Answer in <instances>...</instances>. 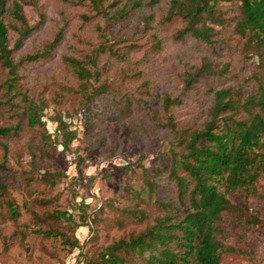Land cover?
<instances>
[{"label": "rangeland", "instance_id": "rangeland-1", "mask_svg": "<svg viewBox=\"0 0 264 264\" xmlns=\"http://www.w3.org/2000/svg\"><path fill=\"white\" fill-rule=\"evenodd\" d=\"M21 3L27 25L12 16L6 18L10 47L18 63L15 86L29 97L46 101L42 119L48 131L56 126L54 117L59 111L67 121L72 120L70 128H76L77 136L67 148H62L59 144L66 134L60 132L45 141L44 128L38 126L33 130L23 120L20 135L11 134L0 141V157L5 154L4 142L9 143L8 164L17 172L14 174L17 184L11 193L19 203L27 197L30 209L35 211L75 210L72 212L75 225L65 226L59 221L58 226L78 237L80 244L71 248L63 238L37 233L38 225L32 214L23 208L18 220H0V264H94L98 261L109 264L102 259V251L119 238L152 225L167 212L162 201L170 199L176 205L169 213L182 209L177 186L166 176L172 162L170 140L176 132L197 125L207 117L214 100L212 87L237 86L241 79L254 73L261 60L257 55L240 51L244 38L234 35L232 26L223 30L227 35L226 44L221 43L218 50L192 40H176L175 29L183 21H170L161 7H132L120 16L114 5L98 11L75 0H22ZM223 7L226 16L238 14V5L234 2L224 1ZM151 13L154 14L153 28L137 31L142 19ZM27 26L31 30L24 34ZM59 36L58 43L52 45ZM157 40L160 47L154 46ZM107 41L119 51L127 50L128 58H122L121 52L98 53L99 44ZM30 54H37L38 58L31 60ZM91 54L101 65L103 77L117 80L122 91L132 96V112L128 116L115 112L110 98L85 101L64 88L79 84L66 57L83 58ZM205 57H210L212 66L218 68L230 61L232 69H242V74L212 75L187 90L183 80L185 71L201 66ZM123 64L133 65L128 75L119 69ZM9 75L8 68L0 66L1 81ZM253 86V81L248 82L246 89L252 91ZM167 94L177 99L168 109L164 107ZM2 99H6L5 88H0ZM20 118L21 115L12 116L7 105L0 110V124L16 123ZM31 142L42 152L34 165L28 150ZM44 170L60 171L63 176L52 183L40 177ZM159 173L164 176L160 181L157 178L151 198L145 178L150 175L152 179ZM0 178L5 179L1 173ZM256 186L257 192L248 198L242 192L232 194L233 201L245 207L246 217L257 215L259 219L250 224L244 219L238 222L232 214L223 218L230 230L223 239L241 248L243 253L224 255L222 264H264V174ZM128 187L138 190L140 197L132 196ZM79 202H83L81 207ZM133 205L140 206L145 217L125 210ZM77 223L83 225L77 227ZM133 261L128 260L127 264H135Z\"/></svg>", "mask_w": 264, "mask_h": 264}, {"label": "trees", "instance_id": "trees-1", "mask_svg": "<svg viewBox=\"0 0 264 264\" xmlns=\"http://www.w3.org/2000/svg\"><path fill=\"white\" fill-rule=\"evenodd\" d=\"M21 1L0 0V66L7 67L10 74L3 81L0 77V88L6 89V99L0 100V110L7 105L12 116L21 115L16 123L0 124V141L11 134L20 135V130L24 129V120L33 130L38 126L44 128L45 141H49L51 135L63 132L66 137L59 145L67 148L77 136L76 128H70L72 120L67 121L58 111L54 117L57 124L48 131L45 120L42 119L46 101L29 97L15 86L19 76L18 63L13 55V48L10 47L9 21L6 18L9 15L27 25ZM75 1L92 6L98 11L114 5L120 16L128 13L132 7H161L170 21H183V25L175 29L176 40H192L208 45L213 50H218L221 43L226 44L227 35L223 30L232 26L233 34L244 38L240 51L259 56L261 61L257 69L241 79L237 86L212 87L214 100L208 108L207 117L197 125H190L182 132H176L170 140L172 162L166 176L177 186L182 209L175 214L169 213L176 205L170 199L162 201L167 210L164 215L159 216L144 230L112 242L102 251L101 257L109 264H127L128 260H134L135 264H222L224 255L243 253L241 248L223 239L230 234L223 218L232 214L237 217L238 222H243L244 219L250 224L257 223L259 219L257 215L246 217L245 207L233 201L232 194L242 192L248 198L257 192L256 183L264 174V0H169L168 3H164V0H112V3H106L108 0ZM224 1L238 5L235 17L225 15ZM161 4L164 6H160ZM153 20V13L145 16L137 25V31L140 32L139 28H153ZM30 30L31 27L27 26L23 33ZM153 37H157L156 33H153ZM59 40L60 36L54 39L52 45ZM154 46L160 47L161 43L157 40ZM97 52L115 55L121 52L122 58H128L127 50L119 51L109 41L100 43ZM28 58L33 60L38 55L30 54ZM66 58L79 79L76 87L64 86L67 92L79 94L85 101L110 98L111 108L123 117L132 112V96L122 91L117 80L103 77L102 67L93 54L83 58ZM212 64L213 60L205 57L201 66L185 71L183 80L186 89L195 87L202 79L212 75L223 77L232 72L235 76L242 74V69H232L230 61H225L219 68ZM132 67L133 65L123 64L119 69L128 75ZM252 81L254 86L251 91L246 89V84ZM175 100L177 99L167 94L164 107L168 109ZM21 101L24 102L22 105L19 103ZM35 138H38V134H35ZM175 145L181 148L176 149ZM4 148L5 154L0 157V173L5 177L0 178V220H18L23 208H26L38 225L35 229L37 233L54 239L63 238L71 248L78 247V237L67 234L58 226L59 221H63L65 226L75 225L76 219L72 213L75 210L69 212L67 209L52 208L42 212L35 211L30 209L27 197L19 203L11 193V188L17 184V177L14 175L17 172L8 164L10 144L4 142ZM28 150L34 165L42 152L37 150L35 142L28 143ZM61 176L63 173L60 171L52 173L44 170L40 173L41 178L52 183ZM163 176L159 173L154 174L152 179L150 175L145 178L147 185H150L148 193L151 198L154 197L158 179L160 181ZM128 192L135 198L140 197V192L133 187H128ZM82 203L79 202V206ZM125 210L140 218L145 217V211L138 205L127 206ZM80 225L83 223L76 224L77 227ZM102 262L94 264H103Z\"/></svg>", "mask_w": 264, "mask_h": 264}]
</instances>
